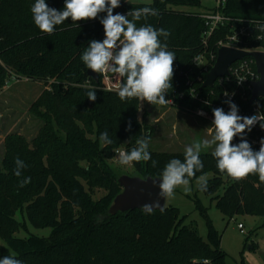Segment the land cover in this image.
Returning a JSON list of instances; mask_svg holds the SVG:
<instances>
[{"label":"trees","instance_id":"obj_1","mask_svg":"<svg viewBox=\"0 0 264 264\" xmlns=\"http://www.w3.org/2000/svg\"><path fill=\"white\" fill-rule=\"evenodd\" d=\"M45 2L50 8L63 10L65 0ZM34 3L35 0H0V93L10 73L42 81L52 89L32 105L35 114L45 122L33 141L34 147L30 148L19 135L6 138V154L0 164V258L15 256L22 264H227L221 235L209 215V208L200 200L195 201V208L206 222L207 240L195 225L186 224L189 216L177 207L166 206L150 214L136 209L107 215L112 200L121 191L119 175L108 165V160L121 144L125 143L126 150L131 151L138 139H151L155 127L139 119L138 98L122 101L118 92L102 89L103 76L99 74L100 79L95 81L81 59L89 41L105 38L100 18L106 13L94 20L78 22L79 27L69 18L48 34L34 24L31 13ZM201 3V0H121L113 14H127L145 6L157 10L158 15L142 17L135 23L137 27L149 24L170 33L166 40L160 37L161 43L176 57L172 87L165 93V99L174 100L173 108L190 113L205 109L213 116V109L225 106L223 94L235 91L237 84L234 80L217 81L213 88H202L215 61L204 69L196 66L193 58L205 51L207 55L210 50L217 53L219 42L233 30L231 24L218 27L208 38L206 47L204 36L209 27L201 13L178 9L200 7ZM209 10L212 9L206 11ZM220 10L234 19L236 27H247L251 35L243 48H264V0H226ZM128 18L132 20L131 16ZM254 21H261L263 28L256 27ZM259 34L263 38L256 40ZM86 82L96 88L83 87ZM191 88L196 90L198 98L191 96ZM91 90L96 92L95 101L87 98ZM180 94L184 96L181 98ZM232 103L238 111L251 109L250 101L240 97ZM105 131L111 144L100 140ZM249 133L251 137H263L264 129L259 127ZM236 142H241L238 136ZM248 143L253 151L259 150L260 145ZM148 151L152 160L157 161L156 167L151 160L132 162L143 177H159L171 159H184V152H160L149 147ZM17 158L23 164L20 177L14 174ZM200 159L203 170L188 179L193 182L203 174H214L208 180L207 190H199L216 202V208L224 216L232 219L249 214L264 218V182L259 181L258 175L236 181L218 170L212 152H201ZM224 177L228 182L225 194L221 195ZM27 178L30 181L20 187L21 181ZM80 178L91 190L101 187L108 194L94 200ZM18 212L25 215L32 227L50 228V235L15 236L22 227ZM203 260L209 262L202 263Z\"/></svg>","mask_w":264,"mask_h":264},{"label":"clouds","instance_id":"obj_2","mask_svg":"<svg viewBox=\"0 0 264 264\" xmlns=\"http://www.w3.org/2000/svg\"><path fill=\"white\" fill-rule=\"evenodd\" d=\"M121 0H65L63 10L50 8L45 0H35L31 7L34 24L43 33L51 34L56 26L62 25L66 20L79 27L80 21L100 18L105 38L102 41L91 40L83 52L81 59L86 68L92 72L104 75L113 73L123 78L118 89V96L123 101L129 98H138L152 105H166L170 101L165 99V93L172 87L174 75L175 54L162 44L160 37L165 40L170 35L166 29H155L152 25L144 24L137 27L135 21L149 16H156L158 12L152 7H141L130 10L127 14L116 13L113 10L120 7ZM129 16L132 20H129ZM227 95V93H225ZM87 98L96 100L95 90L87 93ZM230 111L225 113L222 108L213 109V135L211 140L205 139L186 147L184 159H171L157 178L159 181V196L163 199L170 198L174 190L181 185L188 186L190 177H195L197 171L203 170L200 159L202 148L214 145L212 155L216 159L217 168L221 173H226L233 180L239 181L249 175H258L259 181L264 182V138L260 141L258 151H253L251 145L243 139L247 130L261 121L260 128L264 129V114L259 116H240L234 103L228 101ZM131 129V122L128 124ZM241 137L239 144H233L234 138ZM148 138L136 141V147L131 151L119 152V163L128 165L132 162H148L156 167L157 161L152 160L148 151ZM100 140L111 144L108 133H101ZM15 175L21 176L22 161H15ZM153 180L155 184L156 180ZM30 181L27 178L19 184L23 187ZM197 184L201 191H206L208 178L206 174L199 176ZM188 191V188L185 187ZM161 207L159 201L143 205L146 213H151L155 208ZM162 210V209H161ZM0 264H22L15 256L0 258Z\"/></svg>","mask_w":264,"mask_h":264},{"label":"rangeland","instance_id":"obj_3","mask_svg":"<svg viewBox=\"0 0 264 264\" xmlns=\"http://www.w3.org/2000/svg\"><path fill=\"white\" fill-rule=\"evenodd\" d=\"M143 0H130L137 2ZM148 2V0H145ZM200 7H178L181 10L204 12L212 8L210 0H201ZM103 76L104 85L101 87L106 91L118 92L123 78L113 73H106ZM117 86V87H116ZM119 86V87H118ZM86 88H96L86 82ZM109 87L111 89H109ZM52 92L44 82L32 80L26 75L10 73L6 87L0 93V164L6 154V138L9 135H19L27 141L28 146L33 148V141L44 126V120L35 114L32 105L42 96ZM45 111V108H42ZM148 111V114L145 113ZM139 119L149 126L155 127L152 138L149 141V148L155 151L185 152L186 147L205 139L211 140L213 135L212 122L197 115L173 108L169 105H152L147 101L139 99ZM81 124L80 122H78ZM95 138V135H90ZM237 137L233 144H237ZM214 145L202 148L201 152H213ZM118 150L127 151L125 143L115 149V155L108 160V165L118 174L138 175L133 164L121 165L119 163ZM86 166L85 162L81 163ZM208 180L214 174H206ZM85 189L91 192L94 200L101 199L108 194V191L101 187L90 189L86 182L80 178ZM197 180L189 181L188 186H178L172 197L166 199V206L177 207L183 215H188L186 224L195 225L200 235L207 240V226L204 218L195 208V201L200 200L205 207L209 208V215L214 226L221 235V248L226 253L227 264H264V218L249 214H239L232 219L224 216L216 208V202L211 201L199 190ZM228 180L224 177L220 194H225ZM188 188V191L185 190ZM17 219L22 227L15 232V236L26 238L30 234L39 237H48L50 228L37 229L27 223L25 215L18 212ZM244 225V232L239 224ZM26 225V227H25ZM2 243V240H0Z\"/></svg>","mask_w":264,"mask_h":264},{"label":"built area","instance_id":"obj_4","mask_svg":"<svg viewBox=\"0 0 264 264\" xmlns=\"http://www.w3.org/2000/svg\"><path fill=\"white\" fill-rule=\"evenodd\" d=\"M212 3V10L209 11H204L201 13V18L205 20L206 25L209 27V29L205 32L204 36V44L207 47L208 45V38L212 35L215 29L218 27L224 26L226 24H231L233 32L229 34L225 40H222L218 44V50L222 46H228V47H234V48H240V49H245L242 47L243 44H245L246 38L250 37V32H248L246 26H241V27H236L235 21L233 18L226 16L221 12V8L224 6L226 0H210ZM256 23V27H262L263 28V23L261 21H254ZM253 22V23H254ZM264 29V28H263ZM263 38V34H259L255 39L256 40H261ZM245 50H259V51H264V48L261 49H245ZM217 53L215 51L210 50L207 55V51L201 52L197 54L193 58V63L198 66L202 67L204 69H207L208 64L210 62L215 61L217 59ZM246 58V57H245ZM241 59L236 61L230 66V73L228 76L219 78L217 81H220V83L225 82V81H231L234 80L235 83L237 84V89L235 91H226L227 95L225 93L223 94L222 101L225 103V106H221L224 110L225 113H227V109L229 107L228 101L231 103L235 100L236 97H240L241 100H249L252 96V90H253V82L256 80H259L260 74L257 71L255 60L252 58L250 59ZM255 64V67L253 66ZM214 66V65H213ZM198 80H202L201 78H198ZM189 85H192V82L188 81ZM117 87V86H116ZM119 87V86H118ZM109 89H111L109 87ZM191 96L198 98L199 95L196 92L194 88H191L190 90ZM184 95L180 94V97L182 98ZM169 103L167 105L173 106L174 105V100L169 99ZM262 99H257L253 103H250L251 109L249 112H246L245 110L243 111H238L237 114L244 117H251V116H259L260 114H264L262 110ZM193 114L197 115L198 117L208 119L209 121L213 122L214 116H211L208 114V112L205 109H197L193 112ZM261 121H257V123L252 127V129H258L260 127ZM238 137L241 140V137L238 135ZM263 137H259L258 135L256 137H251L249 132H246L243 134V139L246 140L247 142H250L253 145H260V141ZM121 150H118L117 153L119 154ZM239 228L241 229L242 232H244V225L241 223L239 224ZM209 260H203L202 263H208ZM196 264H199L197 262Z\"/></svg>","mask_w":264,"mask_h":264},{"label":"water","instance_id":"obj_5","mask_svg":"<svg viewBox=\"0 0 264 264\" xmlns=\"http://www.w3.org/2000/svg\"><path fill=\"white\" fill-rule=\"evenodd\" d=\"M245 57H252L255 60L257 71L260 74L259 80L253 82L250 103L257 99L264 100V51L259 50L250 51L228 46L220 47L216 62L208 72L202 88H213L219 78L229 75L230 66L233 63ZM88 75L95 81L100 79L99 73L92 72L91 69L88 70ZM157 178L151 175L143 177L140 174L119 175L118 182L121 191L112 200L107 215L114 216L118 213H129L136 209H143V205L153 204L156 201H159L161 207H157L153 211L165 209L167 198L163 199L159 196V183L161 181ZM154 179H157L155 184L153 183Z\"/></svg>","mask_w":264,"mask_h":264}]
</instances>
